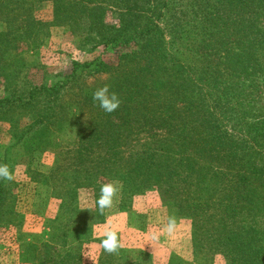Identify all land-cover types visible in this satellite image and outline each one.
Instances as JSON below:
<instances>
[{"label": "trees", "instance_id": "16d2710c", "mask_svg": "<svg viewBox=\"0 0 264 264\" xmlns=\"http://www.w3.org/2000/svg\"><path fill=\"white\" fill-rule=\"evenodd\" d=\"M22 2L0 0L6 25L0 31V109L38 107L40 115L25 131L14 127L15 142L31 129L42 143L56 142L43 125L54 110L45 98L57 101L79 71L107 74L106 84L121 100L116 111L106 113L93 101L98 87L79 89L69 109L76 126L73 162L105 149L100 172L85 169L72 180L75 188H94L99 177L117 180L122 199H129L126 207L119 203L120 211H128L140 193L161 188L170 206L192 221V253L202 246L226 264H264V0H52L50 23L26 13L9 27L3 17L20 11ZM49 26L66 27L80 51L101 47L114 63L100 56L72 63L61 83L34 87L22 101L14 88L16 68L24 67L23 54L38 48ZM18 43L25 51L16 50ZM5 190L0 180V226L16 216ZM68 197L75 229L72 235L62 230L70 241H57L60 235L53 242L64 254L58 263L80 264L95 220L76 206L75 189ZM28 249L32 258L35 248ZM101 251L107 259L115 256L116 264H140L139 251L130 253L136 262Z\"/></svg>", "mask_w": 264, "mask_h": 264}, {"label": "rangeland", "instance_id": "374dc122", "mask_svg": "<svg viewBox=\"0 0 264 264\" xmlns=\"http://www.w3.org/2000/svg\"><path fill=\"white\" fill-rule=\"evenodd\" d=\"M19 7L20 11L3 17V20L9 21V27L15 28L17 23L13 20L19 15L25 16L26 13L36 21L51 22L52 0H25ZM24 7H27L26 11H23ZM5 29V22L0 21V31L3 32ZM73 36L74 34L66 27L49 26L38 48L31 53L23 54L26 63L23 68H16L17 74L14 79V88L22 101L28 98L34 87H51L61 83L63 77L71 72L72 63L87 62L99 56L107 63L114 61V56L103 53L101 47L95 48L92 52H88L87 49L80 51ZM29 38L30 43H33L35 36L30 35ZM16 50L25 51V46L18 43ZM107 81V74L79 71L57 101L55 98H45L46 103L54 107L53 114L43 124L46 126V133L56 135V142L53 144L42 143L38 132L32 129L22 142H15L12 138V133L17 132L13 131L14 127H20L25 131L40 115V108L22 111L13 108L0 109V164L5 160L15 177L11 182L4 181V186L16 214L12 217L11 224L0 226V264L58 263L59 256L63 257L64 254L60 253L62 251L60 249L58 254L56 253L59 245L53 240L61 235L62 238H57V241L58 239L70 241L71 238L63 236L62 230H67L69 235H72L75 229L76 216L68 213L72 205L68 197L71 189H75V203L78 209L91 211L93 214L89 215L90 220L97 221L95 217L100 214L95 202L99 196L100 186L117 180L99 177L94 188H75L72 180L84 176L85 169L93 166V172H100V167L97 169L96 166L105 158V149L96 148L88 156L81 154L79 158L77 157L76 163L73 162L72 140L76 126L73 125L74 118L69 109L73 105V95L79 89L102 87ZM1 98L3 89L0 79ZM78 119L83 117L80 116ZM27 142L28 146L25 144ZM86 157H89L90 161ZM117 188L118 193L113 206L100 215L101 223L94 221L91 225V238L81 245L80 264H98L99 260L107 264L118 262L114 259L115 256L107 259L101 251L99 241L104 238L103 234L108 229L118 233L122 247L117 255L122 261L136 262L130 253L139 251L141 256L137 262L140 264H168L170 261L176 262L173 264H226L221 255L202 246L199 252L192 253L194 250L191 246L192 221L170 206L168 194L163 189L153 188L140 193L131 199V204L137 199L134 202V210L132 211L130 207L128 211H124L129 199L128 197L122 199L121 183L117 184ZM120 202L125 206L122 211L119 209ZM141 213L146 216V221H141L139 225ZM170 216H174L177 223L176 230L171 235L164 231ZM204 223V219L201 222L197 221L199 235L204 233ZM155 224L156 226H153ZM153 235L157 237L155 240L152 239ZM43 245L53 246L52 252ZM29 247L35 248L33 259L30 257L32 253ZM64 263L69 264L67 259L58 264Z\"/></svg>", "mask_w": 264, "mask_h": 264}, {"label": "clouds", "instance_id": "9594fccd", "mask_svg": "<svg viewBox=\"0 0 264 264\" xmlns=\"http://www.w3.org/2000/svg\"><path fill=\"white\" fill-rule=\"evenodd\" d=\"M92 99L98 107L109 114L116 111L121 104L118 94L110 91V87L107 84L96 88L92 94ZM14 178L13 172L10 170L9 166L7 164H0V180L11 182ZM118 183V181H109L100 186L99 196L95 202L100 215H103L106 209L113 206L114 199L118 193ZM176 227V218L170 216L164 231L171 235L175 232ZM103 236L101 247L104 252L110 255L118 254L119 249L122 247L118 233L112 229H108L104 232ZM156 238L157 237L153 235L152 239L155 240Z\"/></svg>", "mask_w": 264, "mask_h": 264}, {"label": "crops", "instance_id": "0c3cea01", "mask_svg": "<svg viewBox=\"0 0 264 264\" xmlns=\"http://www.w3.org/2000/svg\"><path fill=\"white\" fill-rule=\"evenodd\" d=\"M139 198V197H138ZM137 200V199H136ZM136 200H134L133 201V203L131 204V208H132V211L134 210V205H135V201ZM139 219H140V221L138 222V224L140 225L141 224V221H146V216L144 215V213H141L140 215H139ZM153 226H156V224L155 225H153ZM139 230H141V229H139Z\"/></svg>", "mask_w": 264, "mask_h": 264}]
</instances>
